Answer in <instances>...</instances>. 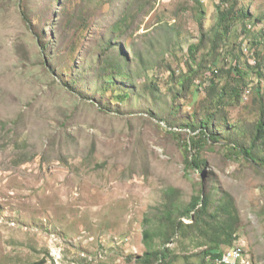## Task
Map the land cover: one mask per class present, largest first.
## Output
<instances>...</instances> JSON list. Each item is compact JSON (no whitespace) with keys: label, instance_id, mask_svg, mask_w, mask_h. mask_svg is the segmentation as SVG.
Here are the masks:
<instances>
[{"label":"rangeland","instance_id":"rangeland-1","mask_svg":"<svg viewBox=\"0 0 264 264\" xmlns=\"http://www.w3.org/2000/svg\"><path fill=\"white\" fill-rule=\"evenodd\" d=\"M207 109L221 139L187 168L186 123ZM260 118L264 0H0V264H148L162 249L217 264L236 246L264 264V140L256 161L224 146ZM205 192L230 207L231 244L184 227Z\"/></svg>","mask_w":264,"mask_h":264},{"label":"trees","instance_id":"trees-1","mask_svg":"<svg viewBox=\"0 0 264 264\" xmlns=\"http://www.w3.org/2000/svg\"><path fill=\"white\" fill-rule=\"evenodd\" d=\"M232 11L233 10L231 9V10L222 12L220 14V19H221L220 24L221 25H222V22L225 21L227 18H229V16L233 14L235 10L233 11V13ZM243 16H247L246 12H244ZM222 30H223V33L224 32L227 33L229 31L228 24L223 26ZM254 66H257V63ZM191 70L190 72L188 71L187 74L182 77V81L180 84L181 91L185 90V88L188 87V85L190 84L189 81L193 82V77L197 78L198 75L200 74L199 73L200 69L194 68V70L192 71ZM202 71L205 77L212 78L216 76L215 74L216 70H214V68L205 66V68ZM191 76L192 78H190ZM211 83H213V81ZM198 84H202V82H199ZM218 118L219 117L217 116V112H214V110L207 109L205 111L204 117L201 118L197 123L194 120H192L190 123L189 122L186 123L188 128H190L192 132H195V134L192 135V137H190L189 140L187 141L185 140L183 142L184 149L187 153V156L185 158V163H186L187 168H200L201 169L202 165H204L205 163L204 159L200 155L201 151L205 148V146H207V144L211 142L213 143L218 142L219 139H221L220 138L221 133L217 132L216 127H215L216 126L215 123L217 122ZM173 132L176 134H180V131L174 130ZM263 140H264V118H260L255 126L254 134H252L251 137L246 142L244 141L235 142V143L226 142L224 143L225 144L224 146H227L228 148L236 150L237 153H241L242 155H245L246 157L250 158L251 161L262 159L264 163V156L260 159L259 157H256V154H257L256 144ZM191 147L196 149V152L194 154L193 153L191 154L192 152ZM255 158H258V159H255ZM212 205H213V201L211 200L208 192H205V194L203 195L200 193L193 195L192 200L189 203V205L185 207L183 210H179L181 217L183 216V217L191 218L193 220L192 223L186 224L184 227L198 228V231H200L201 233H203V230H205V228L208 227L211 235L214 236L213 238H210V239L213 242H215L217 246L218 244L219 246L223 244H231L233 240V232H230V231H232L233 229L231 227L232 224L228 223L227 221L228 219H231L234 222L233 219L235 218L231 216L230 207H228V205L225 206V204L217 205L215 207V211L212 212L211 211ZM175 211H177V209L173 207L171 210H168V213L170 215H173ZM220 212H223V213H220ZM167 220L168 221L170 220L169 215L167 217ZM215 221H219L220 224L215 226L216 225ZM183 225L184 223L182 220H176V222L172 224V228L174 229V232H175L177 229L183 228ZM221 251L216 250L215 252L212 253V256L214 258L218 257L219 255H221ZM168 257H169V251L166 249H162L154 253L149 252L146 255H144L143 258L141 257L139 259H141V261H143L144 263H148V264L152 262V259L156 260L157 264H169L167 263Z\"/></svg>","mask_w":264,"mask_h":264},{"label":"built area","instance_id":"built-area-1","mask_svg":"<svg viewBox=\"0 0 264 264\" xmlns=\"http://www.w3.org/2000/svg\"><path fill=\"white\" fill-rule=\"evenodd\" d=\"M245 49L248 51L249 48L246 47ZM253 53L254 52L251 51V55H253ZM243 255L244 254L240 252V246H236L222 250L221 255L216 257L214 260L217 264H245Z\"/></svg>","mask_w":264,"mask_h":264},{"label":"bare ground","instance_id":"bare-ground-1","mask_svg":"<svg viewBox=\"0 0 264 264\" xmlns=\"http://www.w3.org/2000/svg\"><path fill=\"white\" fill-rule=\"evenodd\" d=\"M253 60L256 61L255 58H254ZM254 63H255V62H254ZM240 252L243 253V249L241 248V246H240Z\"/></svg>","mask_w":264,"mask_h":264}]
</instances>
